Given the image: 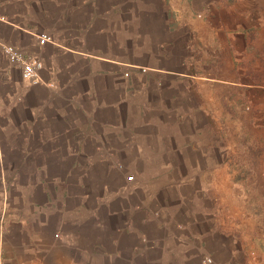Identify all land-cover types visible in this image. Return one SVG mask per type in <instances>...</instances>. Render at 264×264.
I'll list each match as a JSON object with an SVG mask.
<instances>
[{
    "label": "crops",
    "instance_id": "1",
    "mask_svg": "<svg viewBox=\"0 0 264 264\" xmlns=\"http://www.w3.org/2000/svg\"><path fill=\"white\" fill-rule=\"evenodd\" d=\"M172 1L0 0V259L3 264H74V258L88 259L90 256L88 250L80 249L78 241L81 229H85L80 224L84 221H79L82 213L78 207H68L66 203L68 198L74 197L73 193L66 191L67 188L63 189L62 180L66 175L47 176L35 168L27 182L18 189L22 206L8 209L9 190L14 179L6 176L3 165L42 166L47 164L44 160L49 157L69 159L68 163L75 165L78 155L84 153L83 149L87 150L83 156L87 160L91 158L88 150L122 148L134 139L135 156L144 157L143 164H172L173 155H170L177 146L163 142L167 138L156 135L160 133L159 128L152 126L150 131L148 125L159 117L184 118L203 109L206 114L208 90H213V83L220 81L185 70L186 66L190 67L187 59L190 60L193 49V25L205 28L208 24L196 19L188 21L189 28L183 30V36L187 32L191 40L182 42L177 37L182 36L180 29L175 26L181 18L171 12L174 11ZM195 1L199 2V9L206 7L215 12L218 7L226 8L247 22L256 12L252 7H234L236 11L231 6L226 7L230 0H182L184 6ZM234 1L241 4L239 0ZM248 3L246 0V5ZM217 24L218 34L217 27L214 32H207L212 47L226 49L230 54L252 51L256 36L253 28L242 26L238 21L224 29ZM259 32L264 36L263 31ZM44 33L52 41L39 45L37 37ZM261 45L264 47V41ZM4 46H11L40 63L34 82L21 79L19 69L6 62L2 53ZM175 47L178 50L183 48V55L177 56L176 69H170L174 64L170 53ZM202 50L207 52V49ZM131 124L134 127L129 129ZM192 127L191 132L201 131L199 126ZM167 129L165 127L161 132ZM172 131L182 132L179 127ZM109 135H113L119 145L109 142L113 140ZM155 139L160 145H149ZM189 147L192 151L197 149L194 144L180 148ZM144 148L163 152L159 155L154 152L155 157L140 155ZM89 162L105 163L102 160ZM190 163L195 165L196 161ZM176 179L197 181L206 177L194 174L180 175ZM115 182L107 198L112 196L122 202V194L126 193L124 185ZM194 196L201 200V190L196 189ZM131 206L133 211L138 210V220L134 221L143 223V205L134 203ZM201 210L196 211L197 214ZM125 211L121 206L104 214L108 229L102 247H113V234L120 232V247H114L110 252L112 255L107 253L105 264H113V260L125 262L120 257L126 250L122 248L124 241L132 244L138 240L136 231V234H130L126 230L129 228L125 225ZM196 212L187 210L181 219L175 217L173 220V228L182 230L181 240L186 243L190 237L186 230L195 223L204 222L201 216L192 217ZM91 218L95 219L93 215ZM164 226V223L157 222L156 234L161 233ZM205 232L195 241L198 246L203 245L202 251L207 252L203 242ZM179 240L177 236L173 238V245L166 252V264H191L192 256L185 255V250L176 249ZM150 241L152 252L146 261L159 264L162 260L158 235L151 236ZM137 242L141 243L140 240ZM95 249L101 251L94 246L90 248ZM136 254L137 250L132 248L131 255ZM203 258L209 259V264H221Z\"/></svg>",
    "mask_w": 264,
    "mask_h": 264
},
{
    "label": "rangeland",
    "instance_id": "2",
    "mask_svg": "<svg viewBox=\"0 0 264 264\" xmlns=\"http://www.w3.org/2000/svg\"><path fill=\"white\" fill-rule=\"evenodd\" d=\"M232 1L235 3L232 4ZM239 2L241 4L230 0L226 7L255 8L256 12L251 14L253 19L249 18V22L242 20L239 14L234 15L231 10L226 11V8L218 7L214 12L208 11L206 7L199 9L197 1L187 3V6H184L182 0L172 1L174 11L171 12L181 18L176 21L179 25L176 23L175 26L180 29L182 36L177 37L182 42L191 40L187 32L183 36L188 21L196 19L208 24L204 28L194 23L195 28L190 30L193 49L190 60L187 59L190 67L186 66L185 71L220 81L218 84L213 83V90H208L206 114H203L202 108L200 113L193 111L189 117H159L148 125L147 130L150 131L153 130L152 126L159 128L160 133L156 135L167 138L163 142L167 141L169 146H177L176 151H172L170 155H173L170 162L172 164H143L144 157L137 158L132 147L136 145L135 139L126 142L122 148H102L96 152L88 150L91 158L87 160L83 158L87 150L83 149L81 151L84 153L78 155L75 165H70L69 159L55 160L52 157L44 160L47 164L42 166L6 164L3 165L6 176L14 179L9 190L8 209L22 206L18 189L27 182L35 168L38 171L41 169L47 176L65 174L63 189L67 188L69 194H74L73 198L66 200L67 206L78 207L79 213H82L79 221H84L80 224L85 229H81L78 236L80 249L85 250L84 252L88 250L91 256L88 259L82 256L74 258V264H105V256H109L107 253L112 255L110 252L113 248L120 247V232L113 234L115 243L111 248L107 246L104 249L102 240L108 229L104 214L111 208L117 210L121 206L126 210L123 215L127 220L125 225L129 228L126 230L130 234L137 232L136 237L141 243L136 240L129 244L125 240L122 248L126 250L120 257L126 261L113 260V264L151 263L146 259L151 256L150 239L154 235H158L161 242L162 261L159 264H166V252L173 245L175 236L180 239L176 249L185 250V255L192 256L189 260L191 264H201L203 257L221 264H264V47L261 45L264 36L259 32H264V0H249L248 5L246 0ZM253 2L256 4H251ZM237 21L256 31L252 51L230 54L226 49L217 50L212 47L211 36L207 32H214L216 27L219 30L217 23L224 29ZM182 49L175 47V51L170 53L171 61L174 62L170 69H176V58L183 55ZM202 49H207V52ZM192 98L197 99L194 95ZM202 105L204 107L203 103ZM194 125L199 126L201 131L191 132ZM132 127L133 124L128 126L129 129ZM165 127L168 131L161 132ZM178 127L182 130L181 134L172 131ZM112 139L109 142L119 145L115 137ZM156 139L149 142V145L159 146ZM192 144L197 147L194 151L190 147L180 148ZM1 151L4 155V147ZM154 152L159 155L163 151L144 148L140 155L155 157L157 155ZM13 154L19 156L16 152ZM35 156L39 155L35 153ZM89 160H102L105 163H91ZM189 161H196V164L190 165ZM194 174L205 175L206 179H176L180 175L188 177ZM114 182L124 185L126 193L122 194V202L112 196L107 198L114 188ZM196 189L201 190V200L194 196ZM134 203L144 207L143 223L134 221L138 220V210L133 211L131 206ZM200 209L201 212L197 214L196 211ZM187 210L196 212L195 215L191 214L192 217L201 216L204 219V222L195 223L186 230L190 235L189 243L181 240L182 230L173 228L174 218L181 219ZM154 213L157 215L154 216ZM157 222L165 224V228L158 234L155 232ZM203 231H206L203 242L207 252L205 249L202 251L203 245L198 246L195 241ZM91 246L101 251L90 250ZM132 248L137 250L136 255H131Z\"/></svg>",
    "mask_w": 264,
    "mask_h": 264
},
{
    "label": "built area",
    "instance_id": "3",
    "mask_svg": "<svg viewBox=\"0 0 264 264\" xmlns=\"http://www.w3.org/2000/svg\"><path fill=\"white\" fill-rule=\"evenodd\" d=\"M39 45H43L46 42H51L52 39L48 34H41L37 37ZM2 53L6 62L19 69L21 79L34 82L37 78V72L40 69V63L33 57L26 55L11 46H4L2 48ZM130 179L129 177L127 178ZM203 264H209L208 259L202 261ZM0 264H3L0 259Z\"/></svg>",
    "mask_w": 264,
    "mask_h": 264
}]
</instances>
